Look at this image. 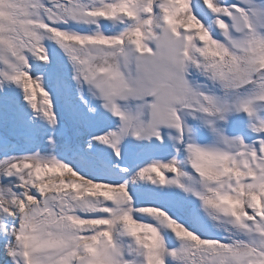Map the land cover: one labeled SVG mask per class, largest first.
Masks as SVG:
<instances>
[{
	"label": "snow or ice",
	"instance_id": "6c2138e0",
	"mask_svg": "<svg viewBox=\"0 0 264 264\" xmlns=\"http://www.w3.org/2000/svg\"><path fill=\"white\" fill-rule=\"evenodd\" d=\"M0 264H264V0H0Z\"/></svg>",
	"mask_w": 264,
	"mask_h": 264
}]
</instances>
